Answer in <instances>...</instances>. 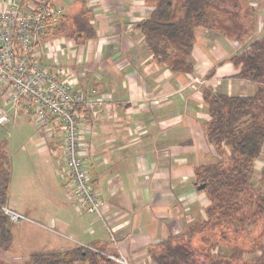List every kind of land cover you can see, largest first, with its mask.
Listing matches in <instances>:
<instances>
[{"label": "crops", "instance_id": "crops-1", "mask_svg": "<svg viewBox=\"0 0 264 264\" xmlns=\"http://www.w3.org/2000/svg\"><path fill=\"white\" fill-rule=\"evenodd\" d=\"M155 2L54 0L64 11L63 22L44 37L40 61L101 103L83 110L80 122L81 156L104 218L86 214L75 199L64 177L60 130L41 129L21 113L16 119L32 122L36 134L21 147L29 153L19 162V204L7 149V205L44 239L29 255L85 247L122 255L132 264H153L149 248L205 218L209 203L195 186V170L219 159L205 139L209 115L203 93L248 97L257 85L232 78L238 72L232 59L247 46L211 30L195 32L193 73L173 74L155 62L138 27ZM243 3L264 29V0ZM79 19L86 29L71 34L68 24ZM262 37L264 31L256 29L251 41Z\"/></svg>", "mask_w": 264, "mask_h": 264}, {"label": "trees", "instance_id": "trees-1", "mask_svg": "<svg viewBox=\"0 0 264 264\" xmlns=\"http://www.w3.org/2000/svg\"><path fill=\"white\" fill-rule=\"evenodd\" d=\"M240 9L249 12L248 20H240ZM70 22V29H86L81 19ZM254 26L243 0H156L149 17L138 25L154 61L173 74L193 73L197 29L218 32L245 47ZM248 47L232 59L238 70L232 78L256 84L255 94L203 93L209 115L205 139L219 159L195 170V186L204 185L201 192L209 203L205 218L149 248L153 264H264V195L252 183L264 152V37ZM260 181L264 185V167ZM10 183L11 160L6 143L0 141V257L13 245L12 223L3 211ZM26 264L116 263L97 248L75 247L63 253H31Z\"/></svg>", "mask_w": 264, "mask_h": 264}, {"label": "built area", "instance_id": "built-area-1", "mask_svg": "<svg viewBox=\"0 0 264 264\" xmlns=\"http://www.w3.org/2000/svg\"><path fill=\"white\" fill-rule=\"evenodd\" d=\"M63 17V9L55 7L54 0H0V126L24 113L41 129L60 130L64 177L80 208L103 220L102 202L81 156L80 122L83 110L101 103L74 90L69 81L58 78L40 61L44 37L57 29ZM3 211L11 223L28 220L6 208ZM104 255L116 264H131L122 255Z\"/></svg>", "mask_w": 264, "mask_h": 264}, {"label": "rangeland", "instance_id": "rangeland-1", "mask_svg": "<svg viewBox=\"0 0 264 264\" xmlns=\"http://www.w3.org/2000/svg\"><path fill=\"white\" fill-rule=\"evenodd\" d=\"M244 9H240V20L246 21L249 19V12L245 11ZM252 17H254L255 21L254 32L256 29L264 31L261 26L263 22H260L261 20L258 21V19H256L257 17H255L253 11ZM69 31L71 34H74L73 31H76V28ZM248 42L251 43L252 41L250 40ZM35 134L36 128L34 127L33 123L23 118L15 119L11 124L5 127L0 126V141L6 143L8 152L12 159V183L14 185L12 191L14 200L18 204L20 198L18 197L17 185L23 181L19 172V162L20 160L27 157L29 153V147L26 152H23L21 147H27L30 137L35 136ZM263 167L264 152L262 154V158H260L255 164L256 172L252 182L255 190L264 195V185L260 181ZM6 209L12 211V208L8 205H6ZM33 228L35 227L31 226L28 220L21 221L18 224L12 223L11 231L14 236L12 249L10 252L0 257V264H26L30 251L38 249V247L44 242V239L39 238L38 232ZM126 260L131 263L128 259Z\"/></svg>", "mask_w": 264, "mask_h": 264}, {"label": "water", "instance_id": "water-1", "mask_svg": "<svg viewBox=\"0 0 264 264\" xmlns=\"http://www.w3.org/2000/svg\"><path fill=\"white\" fill-rule=\"evenodd\" d=\"M203 188H204V185H199V186H197V190H198V191L203 190Z\"/></svg>", "mask_w": 264, "mask_h": 264}]
</instances>
